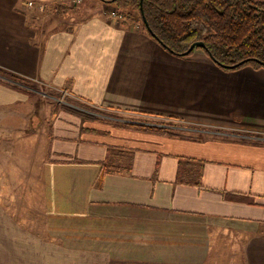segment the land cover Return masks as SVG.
Returning a JSON list of instances; mask_svg holds the SVG:
<instances>
[{
  "label": "crops",
  "instance_id": "0c3cea01",
  "mask_svg": "<svg viewBox=\"0 0 264 264\" xmlns=\"http://www.w3.org/2000/svg\"><path fill=\"white\" fill-rule=\"evenodd\" d=\"M25 2L0 0V70L185 126L43 112L41 144L9 154L40 197L0 175V264H264V68L173 55L100 0ZM28 93L0 75L21 141Z\"/></svg>",
  "mask_w": 264,
  "mask_h": 264
},
{
  "label": "trees",
  "instance_id": "16d2710c",
  "mask_svg": "<svg viewBox=\"0 0 264 264\" xmlns=\"http://www.w3.org/2000/svg\"><path fill=\"white\" fill-rule=\"evenodd\" d=\"M100 1L111 6L122 22L132 20L137 23L173 55L185 56L184 52L193 42L201 41L204 48L194 47L188 54L196 48L202 49L223 70L244 66L264 68V0ZM0 75L30 86V82L3 70ZM74 111L85 119L92 118L91 114ZM122 125L168 131L167 128L128 122Z\"/></svg>",
  "mask_w": 264,
  "mask_h": 264
},
{
  "label": "rangeland",
  "instance_id": "374dc122",
  "mask_svg": "<svg viewBox=\"0 0 264 264\" xmlns=\"http://www.w3.org/2000/svg\"><path fill=\"white\" fill-rule=\"evenodd\" d=\"M127 22L135 23L132 20ZM27 89L29 91L28 94L30 95V103L24 104L21 109L22 115L24 116L23 131L33 133V135L31 136L32 139H30L29 141H26L27 139L24 138V141L17 139L15 135V128L19 120L15 118L14 115H12L14 110H0V175L10 177L7 183L4 184L8 192H12V189H14L16 186L14 182L16 180H13L14 177H16L17 174L22 173L24 170H27V168H21L20 170H18V168L12 166L14 164L15 159H18L19 152H17V154L13 153V155H9L11 152L10 150L14 149L15 151H17V147H21L20 149L25 150L26 148H30L34 144L38 146V144L40 143L39 140L41 139V134L43 133V129L47 128L45 115H42V113L45 111L51 112L52 110H78L86 114H91L90 116H92V118L95 117L99 120L111 121V123L115 124H121L122 122H124V120H130L133 122L137 120H145L144 122L147 123L143 125L146 126H155L160 128H166L167 126H169L168 128L173 130H175L174 127L176 126H185V124H180L179 122L173 120H170V122H168L166 120L153 117L147 119H141L138 117L137 119L136 116L127 113L95 108L85 101H79L75 99V97L61 98L59 89L52 88L46 85L45 83L41 82L30 83V86H28ZM9 111L12 113H10ZM81 117L84 118V116L82 115ZM92 118L90 117L89 119ZM38 122L39 125L36 126ZM15 155H17V158ZM23 155L26 156L27 154L23 153ZM27 171L31 172V169ZM16 183L18 187L16 191H22L24 193L27 192L26 198L24 197L22 199L23 206L28 205L25 202L30 199L31 193L34 195L33 198L35 199H38L40 197V188L37 182L35 183L16 181Z\"/></svg>",
  "mask_w": 264,
  "mask_h": 264
},
{
  "label": "built area",
  "instance_id": "2783aa9c",
  "mask_svg": "<svg viewBox=\"0 0 264 264\" xmlns=\"http://www.w3.org/2000/svg\"><path fill=\"white\" fill-rule=\"evenodd\" d=\"M79 1H80V0H69V2H70L71 4H76V3H78ZM25 4H26V6L31 7V6L33 5V0H26ZM111 15H112L113 17H117V18H120V17H121L120 15H117L116 12H115L114 10L111 12ZM58 89H59V91H60L61 98H64V97H71V98H74V97H75L74 95H72V94H71L67 89H65V88H58Z\"/></svg>",
  "mask_w": 264,
  "mask_h": 264
},
{
  "label": "water",
  "instance_id": "95a60500",
  "mask_svg": "<svg viewBox=\"0 0 264 264\" xmlns=\"http://www.w3.org/2000/svg\"><path fill=\"white\" fill-rule=\"evenodd\" d=\"M144 24L146 25V21L144 20ZM150 32V30H148ZM151 33V32H150ZM194 47H201L204 48V44L201 41L193 42L188 49L184 52L185 55H187ZM232 67V66H229Z\"/></svg>",
  "mask_w": 264,
  "mask_h": 264
}]
</instances>
